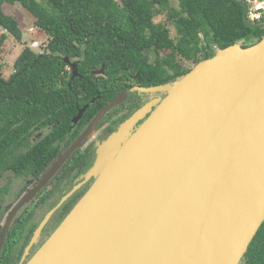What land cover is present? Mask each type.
Wrapping results in <instances>:
<instances>
[{
	"label": "water",
	"instance_id": "water-1",
	"mask_svg": "<svg viewBox=\"0 0 264 264\" xmlns=\"http://www.w3.org/2000/svg\"><path fill=\"white\" fill-rule=\"evenodd\" d=\"M65 61L80 76L78 62ZM136 92L152 100L98 145L86 174L94 183L26 264H241L264 222V38L219 48L171 83L118 95L14 206L0 251L21 208Z\"/></svg>",
	"mask_w": 264,
	"mask_h": 264
},
{
	"label": "trees",
	"instance_id": "trees-1",
	"mask_svg": "<svg viewBox=\"0 0 264 264\" xmlns=\"http://www.w3.org/2000/svg\"><path fill=\"white\" fill-rule=\"evenodd\" d=\"M5 3L21 4L49 38L43 53L26 47L8 79L0 65V179L8 171L39 176L67 142L82 133L87 118L118 95L134 86L163 85L186 75L192 67H183L177 57L195 66L219 48L236 43L248 47L264 38V23L250 21L238 0H179L178 7L171 0H0V26L6 31L0 37V52L8 35L18 41L24 36L20 22L5 13ZM163 13L173 22L176 38L166 24L155 22ZM168 47L171 52L162 53ZM151 52L156 54L153 62ZM66 59L78 62L80 76L73 79ZM95 98L74 125L79 110ZM135 109L116 123H124ZM38 131L44 135L32 142ZM80 151L61 174L81 158ZM8 190L6 186L2 192ZM12 232L18 231L9 235ZM1 233L2 225L0 238Z\"/></svg>",
	"mask_w": 264,
	"mask_h": 264
},
{
	"label": "flooded vegetation",
	"instance_id": "flooded-vegetation-1",
	"mask_svg": "<svg viewBox=\"0 0 264 264\" xmlns=\"http://www.w3.org/2000/svg\"><path fill=\"white\" fill-rule=\"evenodd\" d=\"M99 75L100 74L96 75V73H93V76ZM137 93L138 92L129 96L130 99H128L127 105L121 107L118 105L106 114V116L97 124L95 133L92 136L87 137L83 143L72 152L59 171H57V173L47 182L45 186H42L40 190L36 191L32 201L17 213L11 223L2 250L0 251V264H26L65 219L72 208L86 194L95 181V177H91L89 180H86V174L97 161L98 145L103 143L114 133L115 130L113 131L112 128H116V130L118 129L122 122L117 124V119L122 117L131 109L136 108L134 111L136 112L152 100L151 96L145 93ZM95 117L96 115L87 118L88 124L85 129ZM43 135L42 131H38L32 138V142H36ZM77 138L71 143L67 142V147L61 155L58 156L53 163H50L46 167L45 171H43L39 176H19L14 171H8L12 174L11 177L7 180V182L1 184L6 173L2 176L0 179V217L2 214L3 216L6 214V206L7 208L12 206L7 213L4 223L1 220L2 218H0V225H2V229L7 222L12 208L18 204L22 197L28 193L31 188L34 189L36 186L39 187V181L51 172V169L56 161L70 149L71 145L77 140ZM78 149L81 150V158L77 160L73 167L67 168L66 174H61V170L69 161L72 160L74 153L77 152ZM89 152H91L90 157H88ZM16 182L18 185L14 188ZM6 186H8L9 190L2 192ZM70 193L72 194L61 204L62 200ZM20 194L21 196H19ZM14 196L19 198L13 203V201H9V198ZM48 215H50L48 222L43 227L37 240L33 242L36 232L40 228L41 224L46 220ZM13 229L18 232H12V234L9 235L10 231H13ZM256 237L259 239L251 250L250 247ZM252 243L243 257L241 264H264V222L254 237Z\"/></svg>",
	"mask_w": 264,
	"mask_h": 264
},
{
	"label": "rangeland",
	"instance_id": "rangeland-1",
	"mask_svg": "<svg viewBox=\"0 0 264 264\" xmlns=\"http://www.w3.org/2000/svg\"><path fill=\"white\" fill-rule=\"evenodd\" d=\"M171 2L175 7L179 6V0H171ZM3 9H4L5 13H7L10 16L15 17L20 22V26H21L23 33H24L22 41H18L15 37L8 35V38L5 41L4 46L0 52V65L2 66L1 73L5 79H8L15 72V66H14L15 61H16L17 57L21 54V52L26 47H30L38 53L45 52V50H46L45 47H46V44L48 42L49 37L44 32H42L38 29V27L35 24V18L26 9H24L21 4L5 3L3 5ZM155 22L166 24L170 28L171 37L172 38L177 37L176 29L173 25V22L168 19L167 13H163L160 15L158 14L157 16H155ZM5 32L6 31L0 26V37ZM171 50H172V48L168 47L164 51H162V53L166 54L168 52H171ZM150 58H151V61L153 62L156 58V54L154 52H151ZM177 58H178L179 63L183 67H187V68H189V67L193 68L194 67L193 62L187 61L181 57H177ZM69 70L70 71L72 70L71 66H69ZM54 166H55V164H54ZM11 175H12L11 173L7 172L5 177L2 179L1 184H4L5 182H7V180L11 177ZM17 185L18 184L16 182L14 185V188L17 187ZM36 185H37V183H36ZM36 188H37V186L34 189L31 188L32 190L30 189L28 191V193H26L23 197H25L27 194L33 192ZM19 196H21V194ZM34 196H35V194L21 208V210L27 204H29L32 201ZM18 198L19 197L16 198L14 196L12 198H9V201H13V203H14V201H17ZM11 207L12 206L7 208V206H6V212H5L6 214H4V216L2 214V216L0 217V218H2L1 220L3 223L5 222V218L7 216V213ZM11 211H10V213H11ZM10 213H9V215H10Z\"/></svg>",
	"mask_w": 264,
	"mask_h": 264
},
{
	"label": "built area",
	"instance_id": "built-area-1",
	"mask_svg": "<svg viewBox=\"0 0 264 264\" xmlns=\"http://www.w3.org/2000/svg\"><path fill=\"white\" fill-rule=\"evenodd\" d=\"M246 7V16L250 21L264 23V0H238Z\"/></svg>",
	"mask_w": 264,
	"mask_h": 264
}]
</instances>
